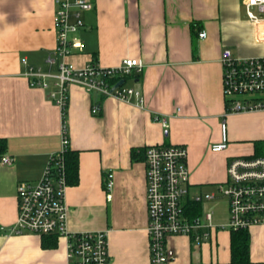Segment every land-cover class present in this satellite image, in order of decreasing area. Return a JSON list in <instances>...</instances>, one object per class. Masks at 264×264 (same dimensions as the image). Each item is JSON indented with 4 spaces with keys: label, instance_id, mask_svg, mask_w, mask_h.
<instances>
[{
    "label": "crops",
    "instance_id": "obj_1",
    "mask_svg": "<svg viewBox=\"0 0 264 264\" xmlns=\"http://www.w3.org/2000/svg\"><path fill=\"white\" fill-rule=\"evenodd\" d=\"M90 1L93 7L81 10L84 25L77 32L83 49H73L65 60L83 67L91 61L113 66L127 56L139 58L143 71L122 83L140 91L143 103L71 84L62 111L51 97L54 82L30 86L25 74L31 66L57 71L63 60L55 53L57 1L0 0V137L7 140L0 157V264H69L67 236L52 234L55 245L43 246V235L12 232L19 210L17 187L41 178L49 155L60 148L64 124L68 147L78 152L77 178L68 179L66 189L68 231L106 229L109 264H153L147 146H186L188 205L198 189L211 187L204 195L211 191L216 196L232 155L252 154L254 140H264L263 126L251 131L254 139L246 147L228 143L219 152L211 150L221 138L223 118L228 140L239 135L238 125L254 118L264 121V109L224 117L222 50L259 56L264 46L245 30L249 20L241 18L240 8L245 0ZM202 28L207 34L199 38ZM5 156L10 163L3 162ZM109 173L111 188L106 186ZM204 198L201 213L206 212ZM214 222L217 227L200 242L187 234L170 235L165 264H230L231 231L218 227L225 222L215 217ZM248 229L251 264H264V224Z\"/></svg>",
    "mask_w": 264,
    "mask_h": 264
},
{
    "label": "built area",
    "instance_id": "obj_2",
    "mask_svg": "<svg viewBox=\"0 0 264 264\" xmlns=\"http://www.w3.org/2000/svg\"><path fill=\"white\" fill-rule=\"evenodd\" d=\"M56 1L58 6L53 17L54 27L57 29L55 53L63 60L54 72L31 66L25 72L29 85L47 86L48 80H52L57 89L51 93V97L64 112L71 84L125 101L134 97L143 103L140 91L123 83L116 84L120 79L143 71L144 63L139 58L127 56L113 66H102L91 61L83 67H76L65 60L73 49H83V42L77 34L84 25L80 12L91 9L93 3L90 0ZM244 7L252 22L256 25L264 24V0H245ZM206 34L203 28L198 31L199 38ZM221 53L223 97L226 105L224 117L233 112L263 110L264 54L242 57L234 54L230 48H224ZM164 124L167 126L165 120ZM221 127V139L211 145L212 151L219 152L228 146L225 118L221 121ZM62 132L60 148L49 155L41 178L34 183H19V210L12 232L65 235L68 238L69 264H109L110 250L106 229L73 233L68 231L65 153L69 149V138L65 132V124ZM187 155V148L182 144L149 145L145 148L149 219L147 230L153 264H165L168 261L166 241L170 235L187 234L200 242L208 234L207 231L217 227L210 210L192 217L186 213L185 201L191 176ZM2 160L5 163L11 161L8 156ZM226 172V179L217 187L227 198L229 219L218 227L237 230L264 224V155H235L228 160ZM108 177L106 186L111 188L113 175L109 173ZM213 196L214 193H207L204 197ZM202 198L200 194H196L190 200L201 201Z\"/></svg>",
    "mask_w": 264,
    "mask_h": 264
},
{
    "label": "trees",
    "instance_id": "obj_3",
    "mask_svg": "<svg viewBox=\"0 0 264 264\" xmlns=\"http://www.w3.org/2000/svg\"><path fill=\"white\" fill-rule=\"evenodd\" d=\"M65 115V113H64ZM254 152L253 155H264V140H254ZM7 140L4 137H0V157L3 156L7 151ZM134 154L136 150L132 151ZM77 151L68 149L65 153V161L67 162V177L69 180L73 181L77 178ZM186 213L189 217L201 213V202L200 201H189V204L186 205ZM231 231V257L230 264H251L250 260V230L247 228H237V230ZM42 240L43 246H52L55 245V236L52 234H44Z\"/></svg>",
    "mask_w": 264,
    "mask_h": 264
},
{
    "label": "rangeland",
    "instance_id": "obj_4",
    "mask_svg": "<svg viewBox=\"0 0 264 264\" xmlns=\"http://www.w3.org/2000/svg\"><path fill=\"white\" fill-rule=\"evenodd\" d=\"M241 8V18L242 19H247L249 20L248 23L246 24V29L248 32L250 31V34L253 33L255 34L256 37H259L260 39H264V24L260 23V25H256L254 22H252L246 12V7H244L243 4L240 6ZM254 12L257 13L256 9H254ZM260 53L264 54V46L261 45V48L259 49ZM264 126V121L258 120V118L250 119L248 122H245V124H240L238 125L239 127V135L237 137L232 138L228 140V143H252L251 139H254V135L251 133V131H256L258 128ZM221 139V138H220ZM219 142V141H218ZM250 153V151H249ZM237 154H234L232 156H235ZM224 180V179H223ZM211 187H206L202 189H198L197 194H200L204 198V193L208 190H210ZM202 190V192H201ZM216 190V196L211 197V198H204L202 201L204 211L206 210H213L215 220L219 223L222 222H227L229 219V212H228V201L225 195L223 193H219V187ZM209 192V191H208ZM211 193V191H210ZM211 199V200H207Z\"/></svg>",
    "mask_w": 264,
    "mask_h": 264
},
{
    "label": "water",
    "instance_id": "obj_5",
    "mask_svg": "<svg viewBox=\"0 0 264 264\" xmlns=\"http://www.w3.org/2000/svg\"><path fill=\"white\" fill-rule=\"evenodd\" d=\"M124 81V79H120L116 84H120Z\"/></svg>",
    "mask_w": 264,
    "mask_h": 264
}]
</instances>
